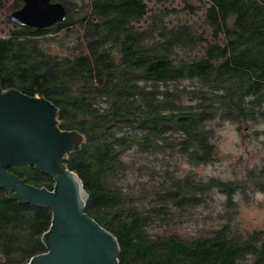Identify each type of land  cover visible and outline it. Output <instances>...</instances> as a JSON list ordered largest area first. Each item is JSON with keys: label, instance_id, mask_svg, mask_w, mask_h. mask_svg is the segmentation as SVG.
I'll return each instance as SVG.
<instances>
[{"label": "trees", "instance_id": "obj_1", "mask_svg": "<svg viewBox=\"0 0 264 264\" xmlns=\"http://www.w3.org/2000/svg\"><path fill=\"white\" fill-rule=\"evenodd\" d=\"M53 1L65 6L63 21L39 29L10 20L14 28L0 35L1 88L46 98L59 128L83 135L63 161L88 194L84 211L117 238L118 264H264V228L234 224L235 195L264 192V164L240 181L179 175L167 164L212 163L217 126L264 121V5L184 0L191 16L204 9L208 39L197 21L174 20L164 0ZM8 170L53 190L34 166ZM213 190L225 197L223 223L192 238L171 230ZM51 219L50 209L0 188V264L45 252Z\"/></svg>", "mask_w": 264, "mask_h": 264}, {"label": "water", "instance_id": "obj_2", "mask_svg": "<svg viewBox=\"0 0 264 264\" xmlns=\"http://www.w3.org/2000/svg\"><path fill=\"white\" fill-rule=\"evenodd\" d=\"M9 19L19 26L46 28L65 19L60 1L21 0ZM264 5V0H255ZM58 108L44 97L17 89L3 90L0 82V188L11 200L51 210L44 235L46 251L27 264H118L117 238L85 211L88 194L78 175L67 168V153L80 148L84 137L61 130ZM34 166L53 180V190L36 187L9 171Z\"/></svg>", "mask_w": 264, "mask_h": 264}, {"label": "rangeland", "instance_id": "obj_3", "mask_svg": "<svg viewBox=\"0 0 264 264\" xmlns=\"http://www.w3.org/2000/svg\"><path fill=\"white\" fill-rule=\"evenodd\" d=\"M183 1L164 0L161 6L175 15L174 20L187 19L191 23L197 21L198 31L203 32V35L208 36L209 39L210 30L202 21L204 9L191 16L182 8ZM0 3L2 4L0 35L6 36L14 28L10 23L9 15L13 11L11 6L15 4V0H0ZM141 24L136 26L145 27L148 24V18L146 23L143 21ZM200 53L201 49H199ZM216 134L219 148L216 161L206 165L192 166L183 159L174 157L167 160L169 168L179 175L196 174L205 179L217 177L223 180L240 181L247 170L264 164V121L249 128L225 121L216 127ZM159 164L160 162L157 161L156 165ZM235 198L238 202V213L234 216V224H237L242 231L264 228V192L248 189L245 193L236 194ZM224 201L225 197L217 190H213V199L209 204L190 207L185 222L171 225V230L186 238L208 232L223 223L224 219L219 218L218 214L223 212ZM154 232L159 231L152 230V233Z\"/></svg>", "mask_w": 264, "mask_h": 264}]
</instances>
